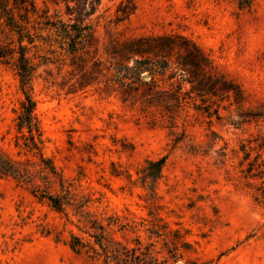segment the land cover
<instances>
[{
	"label": "rangeland",
	"instance_id": "obj_1",
	"mask_svg": "<svg viewBox=\"0 0 264 264\" xmlns=\"http://www.w3.org/2000/svg\"><path fill=\"white\" fill-rule=\"evenodd\" d=\"M35 1L53 20L92 25L88 67L120 61L111 57L125 41L176 36L202 52L230 92L201 98L189 83L174 84L167 90L183 99L165 111L85 86L91 80L72 73L68 58L40 66L31 97L70 205L58 213L1 178L0 264H103L71 248L73 237L91 241L93 221L110 247L138 240L164 257L187 243L177 264H264V0H100L77 17L63 3ZM119 9L132 12L123 18ZM22 100L15 72L0 66V150L12 158ZM162 158L156 177L148 165Z\"/></svg>",
	"mask_w": 264,
	"mask_h": 264
},
{
	"label": "trees",
	"instance_id": "obj_2",
	"mask_svg": "<svg viewBox=\"0 0 264 264\" xmlns=\"http://www.w3.org/2000/svg\"><path fill=\"white\" fill-rule=\"evenodd\" d=\"M48 1L55 5L65 4L69 15L75 17L80 16L81 6L93 14L100 3V0ZM42 4L43 7H39L35 0H0V66L13 69L23 95L19 109L14 111L15 158L0 150V179H11L26 188L33 197L47 202L54 211L65 214L66 207L70 205L66 197L68 187L52 160L44 154L35 102L31 97L32 82L40 66L48 63L64 65L68 58L72 73H77L80 79L86 77L91 80L85 86L101 85L99 90L116 93L124 103H139L147 108L162 106L165 111L174 105L178 107L183 99L167 90L174 84L181 91L182 83H189L191 90L201 98L228 94L230 90L225 87V81L214 74L211 63L202 52L188 40L176 36L140 37L125 41L112 53L111 58H119L120 61L108 65L94 61L88 67V55L94 42L92 25L53 20L46 2ZM118 12L125 18L132 9H119ZM44 49L50 58L42 55ZM173 55H176L175 61L172 60ZM186 74L192 79H185ZM79 86L81 89L85 87ZM163 163L164 158L149 163L156 177ZM52 186H56V192L50 191ZM90 229L94 232L86 234L91 241L84 243L73 237L71 248L75 252L85 249L93 259L101 260L103 264H177L183 260L179 249L186 251L188 248L187 243L173 245L167 248L166 256L157 257L151 244L144 246L138 240H135L134 247L120 243L110 247L105 227L96 221L92 222ZM184 264L196 262L187 260Z\"/></svg>",
	"mask_w": 264,
	"mask_h": 264
}]
</instances>
